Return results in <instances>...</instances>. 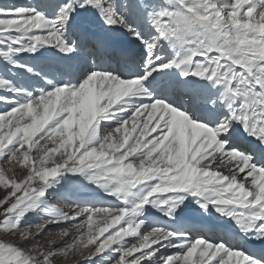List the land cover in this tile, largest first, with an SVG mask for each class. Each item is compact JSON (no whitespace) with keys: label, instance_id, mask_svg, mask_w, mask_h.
Listing matches in <instances>:
<instances>
[{"label":"snow or ice","instance_id":"obj_1","mask_svg":"<svg viewBox=\"0 0 264 264\" xmlns=\"http://www.w3.org/2000/svg\"><path fill=\"white\" fill-rule=\"evenodd\" d=\"M0 190V264H264V0H0Z\"/></svg>","mask_w":264,"mask_h":264},{"label":"rangeland","instance_id":"obj_2","mask_svg":"<svg viewBox=\"0 0 264 264\" xmlns=\"http://www.w3.org/2000/svg\"><path fill=\"white\" fill-rule=\"evenodd\" d=\"M15 3H20V4H25V3H31V2H34V0H14ZM4 195V192L3 190H0V198H2ZM85 195L89 196L90 198H92V196L94 194H88L87 190H85ZM53 203H57V201L53 200ZM52 238L51 236H46L44 237L43 239H50ZM76 259H79V258H75V259H70L68 261H63L62 259L60 261L57 262V264H75L76 262ZM82 264V262H81Z\"/></svg>","mask_w":264,"mask_h":264},{"label":"bare ground","instance_id":"obj_3","mask_svg":"<svg viewBox=\"0 0 264 264\" xmlns=\"http://www.w3.org/2000/svg\"><path fill=\"white\" fill-rule=\"evenodd\" d=\"M84 198H90L89 196L85 195Z\"/></svg>","mask_w":264,"mask_h":264}]
</instances>
